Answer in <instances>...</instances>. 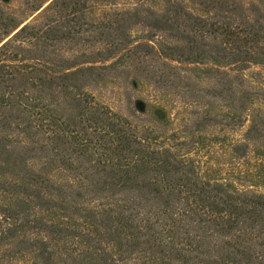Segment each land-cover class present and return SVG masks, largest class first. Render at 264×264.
I'll return each mask as SVG.
<instances>
[{"label": "trees", "instance_id": "16d2710c", "mask_svg": "<svg viewBox=\"0 0 264 264\" xmlns=\"http://www.w3.org/2000/svg\"><path fill=\"white\" fill-rule=\"evenodd\" d=\"M6 2L0 264H264V87L234 73L264 68V17L252 2ZM95 5L106 7L101 16ZM107 82L128 114L95 99ZM136 84L153 101L167 90L203 108L180 130L195 136L146 120ZM224 119L248 122L231 150L234 163L256 159L241 176L249 186L199 154L201 131Z\"/></svg>", "mask_w": 264, "mask_h": 264}, {"label": "rangeland", "instance_id": "374dc122", "mask_svg": "<svg viewBox=\"0 0 264 264\" xmlns=\"http://www.w3.org/2000/svg\"><path fill=\"white\" fill-rule=\"evenodd\" d=\"M8 2L5 5L10 6L11 8H18L19 3L24 0H7ZM247 2H252V6L254 9L255 17H259L262 19L264 17V0H244ZM245 2V3H247ZM189 6V5H188ZM193 8V11L198 14H204L205 12L199 7H195L194 5H190ZM106 9L103 5H95L94 7V17L101 16L102 10ZM253 13V14H254ZM35 14H33L30 18H32ZM141 30H137L135 34H139ZM86 52H89L94 48H83ZM241 68L235 70L234 73L241 74L244 78L245 86H252L254 88H263L264 87V68L261 66H257L255 64H246L240 65L236 67ZM261 73V74H260ZM134 90V100L139 101L140 107H146L147 117L153 122L158 120H165L168 123V127L170 126L173 131L177 132L179 136L185 137H193L195 133L193 132V127H190L189 133H181L180 130L185 128L183 125V120H198L200 114L204 115L205 110L203 108H199V106H191V105H183L181 104L177 97L173 94L169 93L167 90L158 92L156 97L157 101H153L154 90H152L147 84H136ZM92 94L95 99L103 103L109 107H111L114 111L118 113H129V106L121 103L119 101V97H122V94L119 88H113L112 83L107 82L104 84L103 91L101 93L92 90ZM227 114V113H225ZM136 120V118H135ZM227 125H211L205 126L201 131L202 145H200L199 150L202 158L208 159L209 164L212 168L218 169L219 174L221 173V177H231L234 175L235 178L232 179V182L235 186L246 187L249 186L250 181H246L244 178L242 179L243 173H249L255 168L253 164L256 162V159L253 157V154L250 152L247 156H242L239 159V164L237 162L234 163L232 159V150L231 146L238 140H240L245 132L248 122H244L241 126L239 121L232 122L231 120L224 119ZM197 135V134H196ZM188 149V148H187ZM183 149V150H187ZM188 152H192L191 149H188ZM264 162V159L262 160ZM264 166V165H263ZM231 172H234L231 173ZM231 174V175H229ZM259 190L264 192V184L259 183L257 186Z\"/></svg>", "mask_w": 264, "mask_h": 264}]
</instances>
